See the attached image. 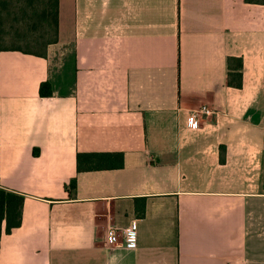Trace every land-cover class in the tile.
Segmentation results:
<instances>
[{
  "label": "crops",
  "instance_id": "0c3cea01",
  "mask_svg": "<svg viewBox=\"0 0 264 264\" xmlns=\"http://www.w3.org/2000/svg\"><path fill=\"white\" fill-rule=\"evenodd\" d=\"M8 13L0 187L23 201L0 264H264V0H57L27 49ZM101 152L121 165L77 168ZM132 220L134 246L105 243Z\"/></svg>",
  "mask_w": 264,
  "mask_h": 264
},
{
  "label": "trees",
  "instance_id": "16d2710c",
  "mask_svg": "<svg viewBox=\"0 0 264 264\" xmlns=\"http://www.w3.org/2000/svg\"><path fill=\"white\" fill-rule=\"evenodd\" d=\"M9 12L10 27L14 28L15 23H22L24 29L23 32L27 34V37L20 33L19 30H13L11 33V41H20L25 43V47L31 48L39 43H43L41 37L47 33L52 32V39L56 38L57 27V0H0V48H7L4 43V29H3V16L1 13ZM51 30V31H50ZM237 61L238 70L229 71L231 64L228 60V83L240 85L241 61L239 58ZM230 66V67H229ZM44 84H41L43 87ZM82 159L94 161L92 166H108L118 163L120 166L122 163L121 153H78L77 154V168L81 169ZM70 188H75V180L70 181ZM23 196L16 192L7 190L0 187V236L3 232L8 233L14 227H17L21 223V210H22Z\"/></svg>",
  "mask_w": 264,
  "mask_h": 264
},
{
  "label": "built area",
  "instance_id": "2783aa9c",
  "mask_svg": "<svg viewBox=\"0 0 264 264\" xmlns=\"http://www.w3.org/2000/svg\"><path fill=\"white\" fill-rule=\"evenodd\" d=\"M217 111L206 104H201L196 109L190 111L187 117V127L190 129L197 128L200 119L203 116H217ZM136 240V221L132 220L124 227L110 225L105 231V243L107 245H126L134 246Z\"/></svg>",
  "mask_w": 264,
  "mask_h": 264
},
{
  "label": "rangeland",
  "instance_id": "374dc122",
  "mask_svg": "<svg viewBox=\"0 0 264 264\" xmlns=\"http://www.w3.org/2000/svg\"><path fill=\"white\" fill-rule=\"evenodd\" d=\"M51 31V30H50ZM51 35H52V32H51Z\"/></svg>",
  "mask_w": 264,
  "mask_h": 264
}]
</instances>
